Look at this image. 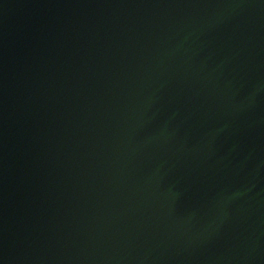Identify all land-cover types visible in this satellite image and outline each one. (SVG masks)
I'll return each instance as SVG.
<instances>
[{"label": "water", "instance_id": "obj_1", "mask_svg": "<svg viewBox=\"0 0 264 264\" xmlns=\"http://www.w3.org/2000/svg\"><path fill=\"white\" fill-rule=\"evenodd\" d=\"M0 264H264V0H0Z\"/></svg>", "mask_w": 264, "mask_h": 264}]
</instances>
